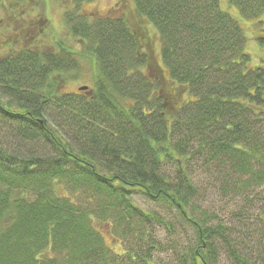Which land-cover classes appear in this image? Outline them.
Listing matches in <instances>:
<instances>
[{
  "label": "trees",
  "instance_id": "1",
  "mask_svg": "<svg viewBox=\"0 0 264 264\" xmlns=\"http://www.w3.org/2000/svg\"><path fill=\"white\" fill-rule=\"evenodd\" d=\"M228 2L264 28V0ZM134 3L161 39L168 79L148 32L74 12L67 29L98 68L88 91H64L80 53L63 40L0 55V264H157L154 225L165 221L135 194L194 229L177 264H217L219 240L234 264H255L193 205L200 171L244 195L264 186V68L251 66L222 0Z\"/></svg>",
  "mask_w": 264,
  "mask_h": 264
},
{
  "label": "rangeland",
  "instance_id": "2",
  "mask_svg": "<svg viewBox=\"0 0 264 264\" xmlns=\"http://www.w3.org/2000/svg\"><path fill=\"white\" fill-rule=\"evenodd\" d=\"M75 2L81 4L75 9ZM79 6V5H78ZM222 8L236 18L242 25L246 37V51L252 60V67L264 68V28L256 21L243 18L239 9L222 0ZM74 12L77 15H86L88 18L115 17L127 18V21L140 33L147 36L152 46V53L163 68L162 74L169 78L168 72L160 57L161 39L153 25L141 18L135 9L134 0H29L13 5L4 0L0 6V55L23 46L42 47V50L51 51L57 46V41L63 40L67 47L80 53L79 72L65 75L67 81L64 91L79 93L82 86L94 87V76L97 75V64L83 53V45L72 36L67 29V15ZM71 15V14H70ZM4 130H0V137L4 138ZM14 143H11V151ZM27 149V148H26ZM197 196L193 210L203 217L207 212L212 226L219 224L230 229L231 240L251 262L262 264L264 258V186H256L250 195L232 189L220 176L210 175L200 171L196 174ZM64 188L59 187V192ZM134 203L142 209L153 212L162 217L165 225H154V235L159 243L160 251L153 253L157 264H177L181 255H186L193 242L194 229L185 222L175 208L149 200L143 195H133ZM99 230L105 235L107 243L116 252L123 251L127 246L116 241L108 234L105 225L95 222ZM169 226V227H167ZM171 227V229H170ZM169 228V230H168ZM219 260L217 264H234L228 256L224 243L219 240Z\"/></svg>",
  "mask_w": 264,
  "mask_h": 264
},
{
  "label": "flooded vegetation",
  "instance_id": "3",
  "mask_svg": "<svg viewBox=\"0 0 264 264\" xmlns=\"http://www.w3.org/2000/svg\"><path fill=\"white\" fill-rule=\"evenodd\" d=\"M9 2H10V0H9ZM33 2V0H29V3H32ZM10 3H12V2H10ZM13 5H17V4H19V3H12ZM101 19H115V20H125V21H127V18H115V17H111V18H108V17H104V16H102V17H100ZM127 23H129L128 21H127Z\"/></svg>",
  "mask_w": 264,
  "mask_h": 264
},
{
  "label": "water",
  "instance_id": "4",
  "mask_svg": "<svg viewBox=\"0 0 264 264\" xmlns=\"http://www.w3.org/2000/svg\"><path fill=\"white\" fill-rule=\"evenodd\" d=\"M80 91H88L89 87L88 86H82L79 88Z\"/></svg>",
  "mask_w": 264,
  "mask_h": 264
}]
</instances>
